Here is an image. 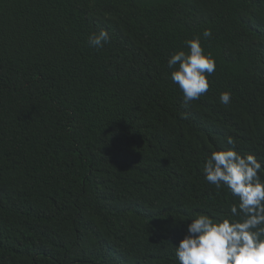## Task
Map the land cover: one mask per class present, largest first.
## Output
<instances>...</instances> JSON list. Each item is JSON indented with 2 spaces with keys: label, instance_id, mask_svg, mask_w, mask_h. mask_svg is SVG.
<instances>
[{
  "label": "trees",
  "instance_id": "1",
  "mask_svg": "<svg viewBox=\"0 0 264 264\" xmlns=\"http://www.w3.org/2000/svg\"><path fill=\"white\" fill-rule=\"evenodd\" d=\"M197 35L216 68L185 104L168 59ZM232 147L264 165V0H0V264H179L239 203L203 172Z\"/></svg>",
  "mask_w": 264,
  "mask_h": 264
},
{
  "label": "clouds",
  "instance_id": "2",
  "mask_svg": "<svg viewBox=\"0 0 264 264\" xmlns=\"http://www.w3.org/2000/svg\"><path fill=\"white\" fill-rule=\"evenodd\" d=\"M202 36L210 37L211 31L205 29ZM109 41V30L102 28L89 36L88 44L99 49ZM185 44L189 51L172 54L168 67L174 69L171 79L188 104L208 91V76L216 64L212 54L202 47L200 35ZM231 96L230 92H222L220 103L228 105ZM227 143L234 145L230 137ZM203 172L210 184L218 189L226 186L239 203L230 207L231 220L216 221L207 214L191 218L184 238L175 246L179 264H264V165L254 154L242 156L232 147L213 151Z\"/></svg>",
  "mask_w": 264,
  "mask_h": 264
}]
</instances>
